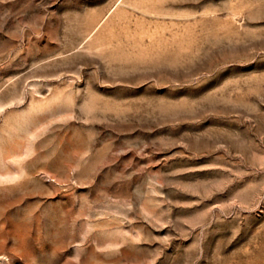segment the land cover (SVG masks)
<instances>
[{
	"label": "rangeland",
	"instance_id": "rangeland-1",
	"mask_svg": "<svg viewBox=\"0 0 264 264\" xmlns=\"http://www.w3.org/2000/svg\"><path fill=\"white\" fill-rule=\"evenodd\" d=\"M0 264H264V0H0Z\"/></svg>",
	"mask_w": 264,
	"mask_h": 264
}]
</instances>
